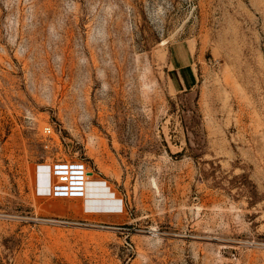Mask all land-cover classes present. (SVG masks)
<instances>
[{
    "label": "rangeland",
    "instance_id": "374dc122",
    "mask_svg": "<svg viewBox=\"0 0 264 264\" xmlns=\"http://www.w3.org/2000/svg\"><path fill=\"white\" fill-rule=\"evenodd\" d=\"M0 264H264V0H0Z\"/></svg>",
    "mask_w": 264,
    "mask_h": 264
},
{
    "label": "built area",
    "instance_id": "2783aa9c",
    "mask_svg": "<svg viewBox=\"0 0 264 264\" xmlns=\"http://www.w3.org/2000/svg\"><path fill=\"white\" fill-rule=\"evenodd\" d=\"M45 133L51 134L53 128L47 125ZM47 177V188L42 191L49 196L62 198H87L90 185L96 172L83 160L59 159L50 164H44Z\"/></svg>",
    "mask_w": 264,
    "mask_h": 264
},
{
    "label": "bare ground",
    "instance_id": "6f19581e",
    "mask_svg": "<svg viewBox=\"0 0 264 264\" xmlns=\"http://www.w3.org/2000/svg\"><path fill=\"white\" fill-rule=\"evenodd\" d=\"M47 174V173H46ZM46 174L44 173V171H42L41 170V177L43 178V180H44V186L42 187L43 189H46L47 188V177H46ZM46 177V178H45ZM100 185V186H99ZM100 187L101 188V184L100 183H98V185L97 184H95L94 182L93 183H91V185H90V190H89V195H88V197L86 198V201H87V204H88V208H89V204H94V202L96 201V200H98V199H93V198H95V197H93L94 195H95V190L97 189L96 187ZM107 197H109V196H107ZM100 201V200H99ZM105 203L106 202H104V203H102L101 205H100V207L101 208H104V209H107V208H117V207H109V206H106L105 205Z\"/></svg>",
    "mask_w": 264,
    "mask_h": 264
},
{
    "label": "crops",
    "instance_id": "0c3cea01",
    "mask_svg": "<svg viewBox=\"0 0 264 264\" xmlns=\"http://www.w3.org/2000/svg\"><path fill=\"white\" fill-rule=\"evenodd\" d=\"M185 67H190V66H185ZM180 68H182V66H180V67H178V69H180ZM193 69V68H192ZM193 74V73H192ZM193 76V75H192ZM42 178V177H41ZM46 178V177H45ZM40 185H41V190H43V186H44V180H43V178L41 179V183H40ZM58 198V197H57ZM86 199H85V207H86ZM96 204H99V201L98 202H94V204L92 205V204H89V208H88V204H87V207H86V209L88 210V211H94V212H98V211H95L94 209H99V207H100V205L98 206V205H96ZM101 208V207H100ZM89 209H92V210H89ZM102 209H104V208H102ZM115 210H117V211H119L118 209H115Z\"/></svg>",
    "mask_w": 264,
    "mask_h": 264
}]
</instances>
